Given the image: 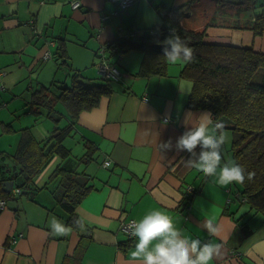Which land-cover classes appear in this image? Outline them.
I'll list each match as a JSON object with an SVG mask.
<instances>
[{"label":"crops","instance_id":"1","mask_svg":"<svg viewBox=\"0 0 264 264\" xmlns=\"http://www.w3.org/2000/svg\"><path fill=\"white\" fill-rule=\"evenodd\" d=\"M75 1L80 9L72 8ZM192 1L136 0L122 9L112 0H0V156L16 154L23 130L48 129L47 109L23 128L33 122L20 116L33 94L52 89L57 95L77 72L98 79L102 45L123 41L127 48L136 37L152 35L172 8ZM202 11L196 3L184 24L202 29L209 20ZM208 33L209 41L264 53V32L209 27ZM46 51L52 59H43ZM144 56L126 50L112 59L123 73L115 92L74 123L81 157L90 153L93 159L78 166L93 185L77 208L81 228L58 214L45 188L64 165L55 157L36 181L39 191L7 199L0 213V264H187L190 257L199 264H264V217L251 219L253 211L238 205L231 183L233 158L223 147L232 144V134L225 139L208 112L188 107L193 85L180 76L182 58L170 59L168 77L142 76ZM56 110L63 114L59 127H67V108ZM31 111L24 114L34 116ZM59 127L38 141L48 142ZM1 166L6 162L0 161V181ZM7 195L0 182V197ZM257 216L258 225H249L253 233L241 239V221L251 224ZM129 220L141 225L131 241L122 231Z\"/></svg>","mask_w":264,"mask_h":264},{"label":"trees","instance_id":"2","mask_svg":"<svg viewBox=\"0 0 264 264\" xmlns=\"http://www.w3.org/2000/svg\"><path fill=\"white\" fill-rule=\"evenodd\" d=\"M196 3L203 10L202 18H209L207 25L200 30L184 24ZM209 27L251 31L255 36H261L264 32V0H193L172 8L166 13L164 24L154 28L152 35L136 37L127 48L123 47V41L108 43L109 47L118 48L119 53L109 54L108 59L112 61L126 50H140L145 56L139 75L161 77L169 76L171 57L184 60L180 76L193 85L188 107L208 112L216 127L231 130L230 152L234 164L231 169L226 164L224 167L231 171L237 201L247 203L249 210L253 211L251 219L260 214L264 217V53L252 47L209 41ZM168 42L173 44L172 51L155 47V44ZM64 54L60 57L63 60L66 58ZM116 83L101 75L98 79H91L77 72L71 77L70 84H64L57 95H52L49 90L33 94L30 107H37L32 108L33 114L42 115V108L46 106L48 118L59 127L63 114L56 110V106L62 104L72 121L67 127L56 129L48 142L43 143L30 129L23 130L16 154L0 156V161L6 162L5 168L1 166L0 182L4 185L6 181H13L15 188L21 189L23 194H34L40 190L37 179L51 161L55 157L64 159V165L51 175L45 188L51 192L58 214L65 217L70 226L80 229L82 222L77 208L93 185L91 177L79 172L78 166L93 159L90 153L85 157L71 158V150L64 142L72 136L74 123L81 114L99 107L103 97L115 92ZM4 197L0 198L9 200L13 196ZM136 222L139 229L132 237L123 232L129 241L141 232V225ZM244 227L247 229L240 233L241 239L253 233L249 224Z\"/></svg>","mask_w":264,"mask_h":264},{"label":"built area","instance_id":"3","mask_svg":"<svg viewBox=\"0 0 264 264\" xmlns=\"http://www.w3.org/2000/svg\"><path fill=\"white\" fill-rule=\"evenodd\" d=\"M115 3H118L122 9H126L128 6H130L133 2L136 0H112ZM80 1H75L72 3L73 9H79L81 6ZM32 26L34 27L35 21L33 20ZM120 33H123L122 31H119ZM122 35V34H120ZM128 38V36L126 35ZM109 47L108 45H104L102 48V51L100 52L102 60L99 62L98 65V72L104 79H111L115 82H119L120 78L122 76V71L120 70L119 66L116 64H112V62L108 59L109 55L106 56V53L109 52V54H116L118 55V48ZM52 54L49 51H46L43 55L44 60H50L52 59ZM147 100L146 98H144ZM167 120V119H166ZM111 166V162H105L104 167L109 168ZM20 192V190H18ZM7 208V202L4 199H0V213L4 211ZM139 229V225L136 221L131 220L130 222L126 223L122 227V231L126 233L128 236L132 237L136 230ZM23 237L22 234H19L17 236H13L10 238V243L15 244L17 243L21 238ZM187 264H199L198 260L195 257H190L187 260Z\"/></svg>","mask_w":264,"mask_h":264},{"label":"rangeland","instance_id":"4","mask_svg":"<svg viewBox=\"0 0 264 264\" xmlns=\"http://www.w3.org/2000/svg\"><path fill=\"white\" fill-rule=\"evenodd\" d=\"M102 48H103V45H102V47L99 49V50H97V52H101L102 51ZM109 55V52L108 53H106V56H108ZM97 57H99L98 56V53H97ZM172 58H175V57H171V59ZM99 60H102V58H98V63H97V70H98V65H99ZM116 86L118 85L117 83L115 84ZM60 89H63V86L61 85L60 87H59ZM20 90H25L26 89V87L25 86H22V88H19ZM60 92V91H59ZM58 92V93H59ZM52 95H56V93H55V91L54 90H52ZM59 107V106H58ZM24 108H25V106H24ZM31 108V110H32V108H34V109H36L37 107H34V106H32V107H30L29 105H26V108H25V112L24 113H26V110L28 111L29 109ZM42 109H46V106H45V108H42ZM64 109V108H63ZM64 111H66L65 109H64ZM24 113H21V120H23V119H26V118H30L31 120H33V122H30L29 123V125H27L26 123H24V127L23 128H26L27 126L28 127H30V126H34L37 122H35V119H37V118H41V116L42 115H34V116H31V115H26V114H24ZM47 122L45 123V124H49L50 123V125H49V127H48V129L47 128H44V126H40V127H38V128H36V130L34 131V136L36 137V139L37 140H41V139H43L44 137H46V136H48L51 132H52V128H55V126H56V124H54L52 121H48V120H46ZM63 127V126H62ZM226 136H225V139H227V137H229V136H231V134H232V132H231V130H227L226 132ZM74 136L72 135V136H69L66 140H65V142H64V145L67 147V148H69V149H71L72 150V152H73V156H75V157H79V158H81V156H82V151H83V142L78 138V137H75V138H73ZM231 146H232V144L231 145H227L226 146V142L224 143V147H223V150H224V153H225V156H227V153H230L231 154V156H232V153L230 152V150H231ZM14 150V149H13ZM112 165V164H111ZM243 204V205H242ZM238 205L240 206H244V207H246L248 210L250 209V206L247 204V203H245V202H243V203H241L240 201H238ZM262 216V215H261ZM261 216H257L256 217V220L257 221H250V223L251 224H249V223H247V222H245V223H242V221H241V224H240V226H239V232L240 233H243L246 229H247V227H244V228H242L244 225H246V223L247 224H249L250 226H253V227H255V226H257L258 225V223H259V220H260V217Z\"/></svg>","mask_w":264,"mask_h":264},{"label":"water","instance_id":"5","mask_svg":"<svg viewBox=\"0 0 264 264\" xmlns=\"http://www.w3.org/2000/svg\"><path fill=\"white\" fill-rule=\"evenodd\" d=\"M155 47L158 48V49H163V50H169V51H172L173 50V44L172 42H168V43H158V44H155ZM49 91L52 93V89H49ZM5 185V188H6V191L7 192H11L14 188V182L13 181H6L4 183Z\"/></svg>","mask_w":264,"mask_h":264},{"label":"bare ground","instance_id":"6","mask_svg":"<svg viewBox=\"0 0 264 264\" xmlns=\"http://www.w3.org/2000/svg\"><path fill=\"white\" fill-rule=\"evenodd\" d=\"M81 6H82V4H81ZM81 6H80V8H81ZM80 8H79V9H80ZM18 190H20V192H18ZM8 193L10 194V196H14V195H20V194H23L24 192H22L21 189L13 188V190H12L11 192H8Z\"/></svg>","mask_w":264,"mask_h":264},{"label":"clouds","instance_id":"7","mask_svg":"<svg viewBox=\"0 0 264 264\" xmlns=\"http://www.w3.org/2000/svg\"><path fill=\"white\" fill-rule=\"evenodd\" d=\"M111 61V60H110ZM113 63V62H112ZM4 73V72H3ZM1 199V198H0ZM5 200V199H4ZM6 202L8 203V201L6 200Z\"/></svg>","mask_w":264,"mask_h":264}]
</instances>
